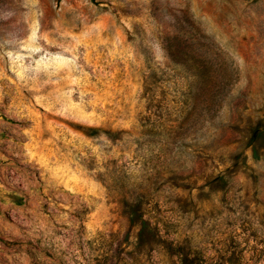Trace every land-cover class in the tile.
<instances>
[{
	"label": "rangeland",
	"instance_id": "obj_1",
	"mask_svg": "<svg viewBox=\"0 0 264 264\" xmlns=\"http://www.w3.org/2000/svg\"><path fill=\"white\" fill-rule=\"evenodd\" d=\"M0 264H264V0H0Z\"/></svg>",
	"mask_w": 264,
	"mask_h": 264
}]
</instances>
